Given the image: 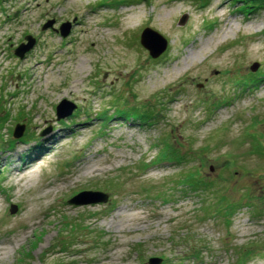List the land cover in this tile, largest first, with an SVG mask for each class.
<instances>
[{
    "label": "rangeland",
    "instance_id": "1",
    "mask_svg": "<svg viewBox=\"0 0 264 264\" xmlns=\"http://www.w3.org/2000/svg\"><path fill=\"white\" fill-rule=\"evenodd\" d=\"M144 28L166 41L155 57ZM263 71L264 0H0V264H264V212L200 207L260 204ZM61 99L75 108L56 119ZM164 140L182 162L152 164ZM193 170L208 190L179 189ZM85 190L107 199L68 202Z\"/></svg>",
    "mask_w": 264,
    "mask_h": 264
},
{
    "label": "trees",
    "instance_id": "2",
    "mask_svg": "<svg viewBox=\"0 0 264 264\" xmlns=\"http://www.w3.org/2000/svg\"><path fill=\"white\" fill-rule=\"evenodd\" d=\"M244 2V1H243ZM248 3V2H247ZM260 5V4H257ZM253 7V6H252ZM252 80L251 81H258L262 78H264V71L263 72H256L253 74L252 76ZM149 112V111H148ZM148 112H145L144 115L141 116V118L138 119H142V121H147L151 118L150 116V112L149 114H147ZM73 115V114H72ZM118 116V118H123L128 120L129 117H131V115L129 116L128 114L126 115L123 112H119L117 113L116 117ZM102 117H106L108 118L109 116H102ZM102 117H97V118H102ZM6 119L1 120L0 119V127L2 126V122H4ZM25 133V132H24ZM23 136L21 138H19L18 140H21L22 142H24L26 140L27 135L26 134H22ZM11 136V135H10ZM29 136L32 137L31 134H29ZM28 136V137H29ZM16 140L14 139H9V142L7 143V148H11L13 143ZM168 140H164L163 142H161L160 144H158L157 146H160L158 148V152L156 154V156L154 157V159L152 160V164L153 165H159L162 163H167V164H177L180 163V161L182 162V156L181 153L179 152V149H176L173 145H171L169 142H165ZM36 146H39V143H37ZM195 171V172H194ZM198 171L197 170H193V171H186L183 173H180L177 176V181H175L176 183H178V187H180L179 189H181L182 191L188 190V189H197L200 188V190H208L211 185L209 182H206L204 180H202L203 178H199L196 174ZM149 188L151 187H143L142 192H148L150 191ZM171 188L168 189V191L166 190H158V192L156 193V196L161 198L162 201L164 203L169 201L168 195L171 193V195H174L175 191L170 192ZM185 189V190H184ZM179 191V190H178ZM195 192L198 190H194ZM247 200H258L260 202V204L258 203L257 205L251 202H244V203H239L238 201H229L226 198H220L217 197L215 199V201L212 202H204L203 205L204 206H200L202 211H205L206 214H210L211 216H218L220 217L224 223L229 224L230 223V219L232 218V216H234V214L241 210V209H245L246 211H249L252 216H258L260 213L264 212V208L262 207V205L264 204V195H259V196H246ZM203 200V199H201ZM203 202V201H202ZM262 202V205H261ZM255 243V242H253ZM258 244H260L259 246H257ZM264 246V239L258 241V243L256 244L255 248L257 247H262V245ZM247 252V251H246ZM245 261L244 258L239 257L238 259V264H243V262ZM43 263V262H42ZM67 262H63L62 259L59 258H55L53 260H51L48 264H66Z\"/></svg>",
    "mask_w": 264,
    "mask_h": 264
},
{
    "label": "water",
    "instance_id": "3",
    "mask_svg": "<svg viewBox=\"0 0 264 264\" xmlns=\"http://www.w3.org/2000/svg\"><path fill=\"white\" fill-rule=\"evenodd\" d=\"M52 20H48L44 25L43 28L47 26H51ZM70 24L68 22H63L58 31L62 36H65L68 33ZM25 43H21L18 47L14 49V54L18 57H22L23 54L28 51L34 42V39L26 35L25 36ZM158 44H155L156 42ZM139 42L140 44L147 49L151 57H155L158 55L161 50L165 49L166 41L165 39L156 31H153L150 28H144L140 35H139ZM251 70H254L256 64L250 66ZM75 108L74 104L66 99H61L59 103L55 106V116L56 119L63 118L67 115H70L72 110ZM48 129L44 130L41 133H46ZM22 133V125L20 127L16 126L12 131V137L18 138ZM107 199V194L101 191H93V190H85L77 193L76 195L72 196L69 199V203L72 204H82V203H94V202H105ZM16 210V206L14 204L10 205V211L13 212ZM159 259L157 258H149L147 264H158Z\"/></svg>",
    "mask_w": 264,
    "mask_h": 264
},
{
    "label": "bare ground",
    "instance_id": "4",
    "mask_svg": "<svg viewBox=\"0 0 264 264\" xmlns=\"http://www.w3.org/2000/svg\"><path fill=\"white\" fill-rule=\"evenodd\" d=\"M242 3H243V2H242ZM242 8H244V6H243ZM248 8H250V7H248ZM214 14H216V13H214ZM231 22H235V23H236L237 20H236V19H235V20L233 19ZM110 223H111V222H110ZM108 225H111V224H108Z\"/></svg>",
    "mask_w": 264,
    "mask_h": 264
}]
</instances>
